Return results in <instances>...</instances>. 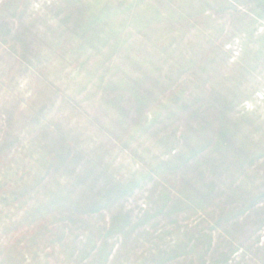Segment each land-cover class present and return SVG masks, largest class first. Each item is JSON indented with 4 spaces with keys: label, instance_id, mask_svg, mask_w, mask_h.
I'll return each mask as SVG.
<instances>
[{
    "label": "rangeland",
    "instance_id": "374dc122",
    "mask_svg": "<svg viewBox=\"0 0 264 264\" xmlns=\"http://www.w3.org/2000/svg\"><path fill=\"white\" fill-rule=\"evenodd\" d=\"M0 264H264V0H0Z\"/></svg>",
    "mask_w": 264,
    "mask_h": 264
}]
</instances>
